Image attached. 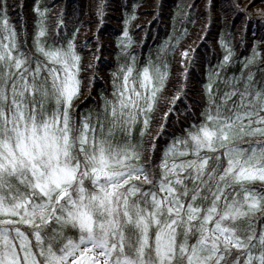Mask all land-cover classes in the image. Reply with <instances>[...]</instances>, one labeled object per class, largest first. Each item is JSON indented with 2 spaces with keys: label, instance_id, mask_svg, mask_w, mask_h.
Instances as JSON below:
<instances>
[{
  "label": "trees",
  "instance_id": "trees-1",
  "mask_svg": "<svg viewBox=\"0 0 264 264\" xmlns=\"http://www.w3.org/2000/svg\"><path fill=\"white\" fill-rule=\"evenodd\" d=\"M4 24L12 28L16 44L8 53L14 63L9 70L23 75L26 102L48 68H61L73 80L72 94H65L72 105L61 117L70 124L67 139L74 150L80 148L77 135L85 113L137 112L140 124L130 145L145 180H128L120 187L123 197L130 186L138 190L128 197V220L118 215L110 221L104 191L86 176L78 187H70L68 196L76 210L86 211L88 221L54 202L45 221L0 220V233L22 232L37 264H49L50 256L65 257L89 238L112 250L121 264H197L198 244L206 247L199 264H264V181H243L238 163L225 154L229 145L264 140L203 145L209 117L232 122L248 110L264 115L259 111L264 104V0H0V56L9 51ZM53 50L65 56L64 65L47 58ZM152 69L162 72L159 83ZM4 75L0 95L6 80H12ZM170 148L182 165L162 176L159 162ZM84 162L80 174L90 171ZM9 179L2 187L7 191L12 185L17 203L30 208L44 202L38 188ZM159 183L170 188L181 211L194 209L196 218L167 211ZM151 196L160 206H150ZM250 200L257 203L251 211ZM205 217L209 224L219 220L241 245L204 244L195 224ZM161 241L173 247L163 258Z\"/></svg>",
  "mask_w": 264,
  "mask_h": 264
},
{
  "label": "rangeland",
  "instance_id": "rangeland-1",
  "mask_svg": "<svg viewBox=\"0 0 264 264\" xmlns=\"http://www.w3.org/2000/svg\"><path fill=\"white\" fill-rule=\"evenodd\" d=\"M2 30L9 39V48H7L9 51L1 53L0 75L5 74L3 76L5 79L12 80H6L0 95V220L37 225L45 221L49 213L47 211L49 205L55 202L62 203L67 213L72 208L74 218H80L81 222L88 221L86 211L76 210L73 198L68 196L70 187L72 185L73 188L78 187L81 178H87L86 176L91 177L92 184L97 189L104 191L102 196L108 209L107 214L113 216L110 217V221L111 219L114 221L118 215L121 219L131 218L132 211L129 208L128 197L138 190L130 186L123 197V190L121 191L120 187H123L128 180H145V175L138 166L134 165L138 156L130 145L136 140L140 116L133 111L124 113L114 111L112 114L111 109L109 112L102 111L95 116L88 114L89 112L85 113L84 117H81L82 127L77 135L80 148L74 150L67 139L70 124L66 117H61L62 112H67L72 105V97L68 99L66 95L72 94L73 80L66 79L65 72L61 68L59 72L57 68H48L40 78V82L34 85L33 98L26 102L23 75L9 70L14 63L8 53L16 47L13 30L7 24L3 25ZM46 56L51 61L65 64V56L60 51L53 50ZM21 72L24 73L23 70ZM151 77L155 83H159L162 72L152 69ZM34 86L31 84V87ZM34 100L36 102L33 104ZM125 100L128 101L129 96ZM259 111L264 112V104H260ZM223 118L216 116L208 118V130L203 131L206 138V143L203 144L205 148H216L234 142H248L252 139L264 140L263 114H254L248 110L232 122ZM225 154L229 161L238 163L240 171L237 176L243 181H264V144L232 147L229 145ZM178 156L179 154L172 148L165 152L162 161L159 162L162 176L179 170L182 164L176 163ZM73 159L77 160L74 165L71 164ZM81 162L87 167L90 166L89 172L80 174V167H83V164L80 166ZM252 168H262V171H252ZM9 178L19 181L21 185L25 182L29 189L38 188L39 193L44 195V202L30 208L17 203L18 195L10 191L12 185L7 191L2 187L10 183ZM157 189L164 195L167 211L175 215H184L189 220L196 218L197 212L194 209L187 208L181 211V205L175 200L167 185L159 183ZM80 191L82 192V187ZM149 204L157 208L160 206V200L151 196ZM247 206L251 211L256 208L257 203L255 200H250ZM208 221L205 217L200 223L195 224L198 236L204 244L206 241H214V243L220 241L233 246L241 245L219 224V220H214L211 224ZM161 232L167 233V230L161 228ZM0 240V264H20L19 256L24 264H37L22 232H18L15 228L11 233L7 229L2 230ZM14 242L18 245L17 248L13 245ZM166 243L159 242L162 247L160 250L162 258L165 257L164 252L173 248L172 244L169 247L165 246ZM181 248L184 249V246ZM205 249V245H197L194 249L195 261L199 263L205 261L200 256ZM214 254L212 251L209 252L210 256ZM113 256L112 250H106L103 244L94 243L89 238L72 246L65 257L50 256L48 261L49 264H121ZM123 264H131V262L125 261Z\"/></svg>",
  "mask_w": 264,
  "mask_h": 264
}]
</instances>
